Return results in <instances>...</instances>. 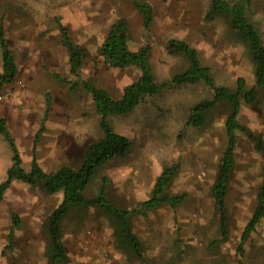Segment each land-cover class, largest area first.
I'll return each instance as SVG.
<instances>
[{
    "label": "rangeland",
    "instance_id": "374dc122",
    "mask_svg": "<svg viewBox=\"0 0 264 264\" xmlns=\"http://www.w3.org/2000/svg\"><path fill=\"white\" fill-rule=\"evenodd\" d=\"M147 1L153 7L148 29L132 0H0V25L18 66L16 79L0 89V116L7 120L26 171L33 152L46 172L62 165L79 167L86 145L103 134L85 82L119 97L140 75L135 64L109 67L97 54L109 25L119 17L129 21L132 48L151 45L149 62L158 80L167 78L174 65L184 64L166 51L167 40L179 37L197 50L217 84L234 86L238 77L247 87L254 83L247 49L225 19H204L210 0ZM240 1L248 3L247 15L264 37V0ZM56 16L87 54L77 75L69 70ZM212 93L202 82L184 83L147 96L128 114L109 117L112 130L132 141L131 152L101 167L86 194L96 193L105 175L107 196L118 206L136 207L152 195L159 174L177 161L178 170L165 192L186 196L175 207L162 204L133 214L132 230L143 243L142 259L116 247L110 221L98 208H72L62 221L66 264H264V217L242 250L237 249L255 206L263 155L239 133L226 195L228 233L221 238L211 186L226 145L224 122L230 107L219 101L203 125L185 124L189 107ZM239 120L264 139V91L253 103L241 99ZM11 157L0 134V181ZM61 198V193L45 192L40 182L32 186L21 179L12 181L0 201V264L47 263L44 222ZM11 212L19 216V224L12 221Z\"/></svg>",
    "mask_w": 264,
    "mask_h": 264
},
{
    "label": "trees",
    "instance_id": "16d2710c",
    "mask_svg": "<svg viewBox=\"0 0 264 264\" xmlns=\"http://www.w3.org/2000/svg\"><path fill=\"white\" fill-rule=\"evenodd\" d=\"M132 1L142 14L143 26L148 29L152 22V5L147 0ZM246 6L240 0H210L204 19L212 20L223 17L232 35L245 45L254 66L255 81L250 87L246 86L243 77H238L234 86L217 84L210 67L200 61L197 50L179 37L167 40L166 51L170 55L181 57L184 64L174 65L167 78L158 80L149 62L151 45L147 43L138 48H132L130 46L132 35L128 19L125 17L115 19L109 25L97 47V54L109 67L124 69L135 64L141 73L136 80L123 87L119 97L112 96L102 86L85 82L94 107L99 113V125L103 134L86 145L79 167L62 165L54 172H46L38 164L36 153L33 152L31 168L26 171L21 165L22 158L9 130L7 120L4 116H0V134L12 151L11 163L6 169V177L0 181V201L14 179H21L32 186L40 182L45 192L62 194L60 202L48 213L44 222L48 239L46 264L67 263L68 253L62 240V221L74 207L98 208L110 221L116 247L137 258H143V243L132 230V216L141 208L151 209L162 204L175 207L184 201L185 193L165 192V188L178 170V162H172L159 174L152 195L138 201L136 207L118 206L107 196V177L105 175L102 177L96 193L88 195L85 189L101 167L114 160L126 158L131 152L132 141L125 134L112 130L109 117L128 114L147 96L160 94L168 87L184 83L202 82L213 91L210 97L202 98L189 107L186 125H203L208 112L219 101H225L230 107L224 122L226 145L219 157L217 174L211 186L213 204L218 214L219 234L221 238L226 237L228 233L226 195L228 183L234 170V149L239 133L245 134L264 158V139L239 120L241 99L243 98L247 103H253L258 97V93L264 91V37L248 17ZM55 20L60 32L61 43L68 52L69 70L72 74L77 75L87 54L85 49L72 38L69 29L60 17L56 16ZM0 56V89H2L5 84L14 81L18 73L14 52L6 39L2 25H0ZM263 217L264 165L255 206L241 231L237 244L238 250H242L244 241ZM11 218L15 224H19L20 218L16 213L11 212ZM11 235L12 230L8 236L11 238ZM211 242L214 245L217 240L214 239Z\"/></svg>",
    "mask_w": 264,
    "mask_h": 264
},
{
    "label": "crops",
    "instance_id": "0c3cea01",
    "mask_svg": "<svg viewBox=\"0 0 264 264\" xmlns=\"http://www.w3.org/2000/svg\"><path fill=\"white\" fill-rule=\"evenodd\" d=\"M0 64H1V59H0Z\"/></svg>",
    "mask_w": 264,
    "mask_h": 264
}]
</instances>
